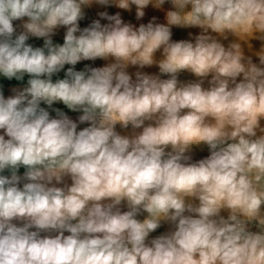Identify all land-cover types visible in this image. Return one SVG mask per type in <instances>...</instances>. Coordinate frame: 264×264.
<instances>
[{
	"label": "clouds",
	"instance_id": "clouds-1",
	"mask_svg": "<svg viewBox=\"0 0 264 264\" xmlns=\"http://www.w3.org/2000/svg\"><path fill=\"white\" fill-rule=\"evenodd\" d=\"M0 77V264H264V0H0Z\"/></svg>",
	"mask_w": 264,
	"mask_h": 264
},
{
	"label": "crops",
	"instance_id": "crops-1",
	"mask_svg": "<svg viewBox=\"0 0 264 264\" xmlns=\"http://www.w3.org/2000/svg\"><path fill=\"white\" fill-rule=\"evenodd\" d=\"M97 10H103V9H97V8L94 7L92 10H89L88 11V19L86 21L81 22V26H86L87 23L90 22L91 19L96 18V11ZM110 11H113V10H110ZM153 14L160 15V13H154L153 11L149 10L148 16L150 17ZM125 19H132V17H129L127 14H125ZM181 38H187L186 32L185 31H181V30H175V32H174V39H181ZM55 40L57 42H61L62 43V32H61L60 35H58L57 37H55ZM32 42L35 43V44H42V41H32ZM84 63H92L93 66H103V64L105 62L104 61H101V60H97L94 63L93 62H83V63L77 65V70L82 69L83 66H84ZM129 71L134 72L135 69H130ZM144 71H147L149 73H156V72H158V69L155 68V67H153V68L145 69ZM60 75L62 77L63 76V73H61ZM26 79H27V77L25 78V82H26ZM22 86L23 85L20 82H17L15 80L8 81V80L0 77V87L3 88L6 97L8 95H11L12 94L11 89L13 87H22ZM42 106H44V105H42ZM53 107H59V108H61V110L65 111L74 120L79 115V113L70 112L62 104H57V105H54ZM51 114L53 116L55 115L54 112H52ZM84 126H86V125H81L80 127H84ZM117 130H120L119 129V126H118ZM205 155H207V151L206 150L205 151H199V150H196L195 151L196 158H200V157H203ZM22 173H23V169H21V174ZM167 227H168L167 225L163 226L161 229H159L157 231V233H154L153 235H158V234L166 231L167 230Z\"/></svg>",
	"mask_w": 264,
	"mask_h": 264
},
{
	"label": "rangeland",
	"instance_id": "rangeland-1",
	"mask_svg": "<svg viewBox=\"0 0 264 264\" xmlns=\"http://www.w3.org/2000/svg\"><path fill=\"white\" fill-rule=\"evenodd\" d=\"M193 31H196V30H193ZM254 43H257V46H258V42H254ZM255 59V58H254ZM190 77L187 76V74H185L184 76H182V79H189Z\"/></svg>",
	"mask_w": 264,
	"mask_h": 264
}]
</instances>
